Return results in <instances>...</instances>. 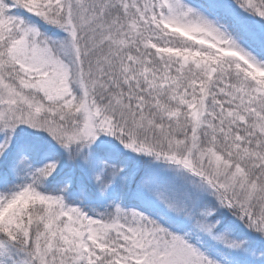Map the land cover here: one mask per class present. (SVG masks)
Instances as JSON below:
<instances>
[{"label": "snow or ice", "instance_id": "1", "mask_svg": "<svg viewBox=\"0 0 264 264\" xmlns=\"http://www.w3.org/2000/svg\"><path fill=\"white\" fill-rule=\"evenodd\" d=\"M0 264H264V0H0Z\"/></svg>", "mask_w": 264, "mask_h": 264}]
</instances>
